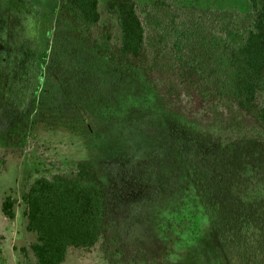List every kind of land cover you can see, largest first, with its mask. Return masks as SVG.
<instances>
[{
	"label": "rangeland",
	"instance_id": "374dc122",
	"mask_svg": "<svg viewBox=\"0 0 264 264\" xmlns=\"http://www.w3.org/2000/svg\"><path fill=\"white\" fill-rule=\"evenodd\" d=\"M61 1L0 0V264L35 263L23 193L84 158L106 187V235L69 247L62 264H264L263 133L169 113L138 67L89 45ZM159 1L137 0L149 29L166 12ZM107 3L94 34L111 29L117 45ZM171 5L190 23L223 10L240 23L250 11L248 0ZM205 16L199 28L211 29ZM7 196L14 218L2 211Z\"/></svg>",
	"mask_w": 264,
	"mask_h": 264
},
{
	"label": "trees",
	"instance_id": "16d2710c",
	"mask_svg": "<svg viewBox=\"0 0 264 264\" xmlns=\"http://www.w3.org/2000/svg\"><path fill=\"white\" fill-rule=\"evenodd\" d=\"M171 1H159L166 12L149 29L137 0H108L119 26L117 45L111 29L94 34L99 0H62L61 14L85 29L100 55L138 67L169 113L205 130L256 128L264 135V0H248L240 23L227 10L202 11L190 23ZM205 14L211 29L199 28ZM22 198L26 230L36 235L34 264H62L69 247L89 248L106 235V187L90 159L78 160L70 176L37 178ZM14 204L11 196L2 202L10 218Z\"/></svg>",
	"mask_w": 264,
	"mask_h": 264
}]
</instances>
